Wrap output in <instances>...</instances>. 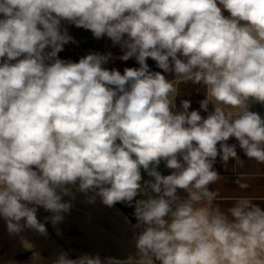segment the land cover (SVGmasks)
I'll return each mask as SVG.
<instances>
[{
	"label": "clouds",
	"instance_id": "obj_1",
	"mask_svg": "<svg viewBox=\"0 0 264 264\" xmlns=\"http://www.w3.org/2000/svg\"><path fill=\"white\" fill-rule=\"evenodd\" d=\"M0 14V217L10 237H47L38 207L55 227L75 187L89 204L134 206L136 255L61 251L51 264H264V209L236 198L230 220L209 188L221 179L217 157L244 165L230 138L264 164V118L250 110L264 105V0H0ZM62 21L107 36L139 68L106 69L111 53L60 59L74 42ZM148 58L206 86V118L189 100L173 111L177 88Z\"/></svg>",
	"mask_w": 264,
	"mask_h": 264
},
{
	"label": "crops",
	"instance_id": "obj_2",
	"mask_svg": "<svg viewBox=\"0 0 264 264\" xmlns=\"http://www.w3.org/2000/svg\"><path fill=\"white\" fill-rule=\"evenodd\" d=\"M2 18V14H0ZM62 30L67 29L74 42L64 45L63 51L58 54L60 59L78 62L80 58L91 54H112V58L103 65L106 69L123 55V50L119 45H113L112 41L104 36L101 39L94 38L90 30L77 28L74 24L62 21ZM177 88V95H170L173 99V111H183L181 102L190 101L189 111L198 110L202 117L207 116V112L200 109V101L206 98L207 88L203 83L195 84L192 81L183 79L171 80ZM258 113L261 115L260 104ZM253 111V109H250ZM208 111H213L210 103ZM262 117V115H261ZM228 144H236L237 154L244 161L243 167L236 165L234 159H230L225 166L217 157L214 169L219 173L221 179L209 186L211 191L218 192V197L213 206L220 209L233 218L227 210L234 206L236 198H251L253 203L264 209V164H257L255 160H250L239 148L236 139L230 138ZM157 170L162 175H169L173 170L168 169L161 161ZM143 187L144 181L151 179L146 172L141 170ZM240 184L246 185L241 188ZM75 200L71 203L73 207L70 213H65L62 222L53 227L51 221H45V217L52 215L42 207H38L37 218L45 224L48 232L47 237L40 236L33 230L25 229L19 236L10 237L7 232L6 223L0 217V264L5 260H14L17 264H51L52 260L63 251L68 253L70 259H76L84 253L90 255L99 254L102 260L106 257L126 259L129 255L135 256L134 235L136 231L126 214L116 205L109 208L97 197L95 203L89 204L84 194L76 192ZM150 191V190H149ZM150 194V193H149ZM88 195H92L89 193ZM154 195V194H153ZM181 198H186L187 193L178 190ZM146 194H138L136 199H146ZM63 201L68 202L70 198L65 196ZM134 204V202H133ZM59 229L60 235H57Z\"/></svg>",
	"mask_w": 264,
	"mask_h": 264
},
{
	"label": "trees",
	"instance_id": "obj_3",
	"mask_svg": "<svg viewBox=\"0 0 264 264\" xmlns=\"http://www.w3.org/2000/svg\"><path fill=\"white\" fill-rule=\"evenodd\" d=\"M224 15L227 16L228 13L225 11ZM147 64L149 66L150 71L156 72H162V74H164L166 76V78H168L170 81L171 80H175V79H181L179 77H176L174 74H169V73H163V70L159 69L157 67V64L154 60H152L151 58L147 59ZM127 67H132V68H139V64L137 63V61L135 60V58H130L128 61H122L120 59H118L117 61H115L114 63L110 64L109 67L107 69L111 70V69H117L121 72V74H123V71L125 68ZM259 105L257 104H253L251 106V109H253V111L258 112L259 111ZM119 209H121L126 216L128 217V219L130 220V222L132 223V225H135L137 223L136 218L134 216V206L133 207H129L124 203H117L115 204ZM136 233L138 234L140 229H135ZM157 264H159V262H157Z\"/></svg>",
	"mask_w": 264,
	"mask_h": 264
},
{
	"label": "water",
	"instance_id": "obj_4",
	"mask_svg": "<svg viewBox=\"0 0 264 264\" xmlns=\"http://www.w3.org/2000/svg\"><path fill=\"white\" fill-rule=\"evenodd\" d=\"M260 109H261L262 118H264V105H260Z\"/></svg>",
	"mask_w": 264,
	"mask_h": 264
}]
</instances>
